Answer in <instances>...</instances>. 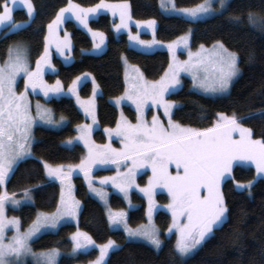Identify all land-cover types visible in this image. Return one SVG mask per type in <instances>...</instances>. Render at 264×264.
I'll return each mask as SVG.
<instances>
[{
    "label": "trees",
    "instance_id": "16d2710c",
    "mask_svg": "<svg viewBox=\"0 0 264 264\" xmlns=\"http://www.w3.org/2000/svg\"><path fill=\"white\" fill-rule=\"evenodd\" d=\"M83 6H91L101 0H72ZM117 2L123 0H103ZM130 4L132 17L136 20L154 19L157 23L156 36L162 41H171L191 31L190 46H210L221 42L238 54L240 76L231 86L230 94L210 97L194 91L191 80L183 78V86L168 95L178 102L173 111V119L181 125L196 129L212 127L220 113L227 116L251 117L241 119L240 123L250 128L253 137L264 139V27L253 26L248 21L251 12L264 17V0H230L226 9L209 18L190 21L179 16L167 15L162 12L159 0H126ZM180 7L197 5L204 0H174ZM35 5V16L23 28L15 33L4 27L0 33V60L7 57V50L15 43L24 42L28 48L32 64L42 54L48 24L55 18L68 0H32ZM13 17L16 23L28 21L26 11L18 7ZM115 20L108 14H100L89 21L93 30L106 35V48L100 54H87L92 47L89 34L79 28L73 21L66 20L64 27L72 41L73 61L63 64L57 56H53L54 73L46 78L49 82L59 79L65 87L83 73H91L98 83L101 93L97 97V115L101 128L113 126L118 119V111L110 99L123 93L125 88L123 74V56L139 66L145 77L154 80L159 78L169 65L170 56L167 51L145 53L129 46L125 33L115 34ZM86 52V53H85ZM82 97L92 93L91 81H85L79 88ZM42 102L48 104L58 115L67 118V124L60 129L37 126L34 129L36 141L32 146L33 156L18 163L4 187L0 186V194H22L31 189L32 204L20 208H9L8 214L19 217L22 228L28 227L39 211L50 212L58 206L60 197L59 181L48 180L43 162L53 165L78 162L85 153L80 144L66 147L63 142L72 138L76 125L85 120L84 114L71 97L51 98ZM124 112L130 119H135V111L128 105ZM98 141L104 136L101 130L94 133ZM109 170H98L103 174ZM145 176L139 177L145 182ZM255 178V169L251 166L237 165L233 176L224 181L222 192L229 208L225 223L220 226L193 255L181 258L175 251V236H166L171 223L170 215L158 211L156 223L161 232L162 246L155 249L143 243L130 241L123 230L112 229L101 203L92 197L81 175H74V190L81 201V211L77 224L61 225L56 232L40 235L32 244L36 250L71 247L69 239L77 228L88 233L96 242L114 240L119 247L112 251L106 264H264V178L254 182L250 193L237 190L235 182L250 181ZM157 198L167 201L165 194ZM132 199L137 207L128 214L129 223L138 225L145 220V199L132 192ZM110 204L114 208L125 206L124 199L115 193L110 195ZM98 249L92 248L75 256L63 255L57 264H82L94 260Z\"/></svg>",
    "mask_w": 264,
    "mask_h": 264
},
{
    "label": "snow or ice",
    "instance_id": "6c2138e0",
    "mask_svg": "<svg viewBox=\"0 0 264 264\" xmlns=\"http://www.w3.org/2000/svg\"><path fill=\"white\" fill-rule=\"evenodd\" d=\"M20 3L26 8V15L31 20L35 16V5L32 0H0V26H6L10 32L15 33L23 28V24L15 22L13 13L15 5ZM220 8L223 9L226 0H219ZM11 4V6H10ZM171 4V11L180 12L190 17L191 20L199 19L201 16L209 15L215 11L212 7V0H204V3L191 9H177L172 0H161V7L166 11ZM102 10L111 11L113 16L119 13L120 23L115 24L116 31L129 27L131 17L128 14V5L97 4L92 8H83L68 0V6L60 9L56 19L48 24L49 35L46 36L44 53L36 61L35 70H31L27 49L22 45L10 46L7 50V59L0 63V186L4 185L11 173L14 172L18 162L26 156H30L31 130L36 122L31 115L32 105L28 99L29 91L35 92L40 89L45 97L65 95L64 89L59 80L54 85H47L43 80V73L50 66L49 46L56 45V50L63 55L65 49L70 50L68 34L60 40L57 32L59 26L66 18L75 17L84 28H88L90 14L100 13ZM248 21L253 26L259 24L264 27V17H258L253 13L248 14ZM155 22H150L152 27ZM88 31L92 30L88 28ZM93 38L100 37V42L95 44L99 49L104 43L103 33H92ZM130 40H139V37L129 36ZM185 39V38H181ZM141 43H144L141 41ZM153 44L157 43L155 40ZM185 46L186 41H185ZM173 46L169 45L171 49ZM203 50V45L201 46ZM238 54L229 51L221 42L213 45V49L207 55L197 53L195 59L190 54V59L181 64L169 65V72L159 81L142 85H132L126 98L135 105L138 113L137 123L132 124L127 120L117 123L116 129H105L111 136L113 132L123 143L122 150L111 148V145L100 151V146L89 142L88 136L91 126L84 125L78 129L82 135L76 140L84 141L88 148V155L82 159L80 164L73 167L68 166V171L63 170L64 166L50 167L45 164L47 178L50 180L59 179L64 185L70 181L71 175L80 171L85 178L91 174L92 168L97 164L112 163L128 167L126 173L115 177H106L101 184H108L112 181L114 187L124 193L127 198L128 190L134 184V175L142 167L150 165L152 177L148 186L140 189L149 198L148 217L151 221L154 201L152 196L158 187L166 188L171 196V203L167 206L172 213V224L168 231H176L177 240L175 251L181 258L189 257L195 250L202 246L218 227L225 223L229 208L221 190V183L232 172L233 166L237 163H248L255 165L258 175H264V139H253V132L250 128L244 127L241 119L251 117H231L223 113L218 115L217 122L204 129L182 126L172 120V109L179 107L174 102L165 101V93L170 92L179 84L178 75L180 72H188L192 76L193 87L199 89L203 94L212 96H223L230 94V87L240 74L238 66ZM26 78L24 91L17 93V78ZM87 76V74H86ZM84 78L77 77L68 92L76 94V86ZM94 82V81H93ZM96 94V90H93ZM78 102L79 98L77 97ZM125 99L121 97L120 100ZM117 100V103H120ZM152 105L163 107L164 115L167 117V125L159 117L153 116L151 122L144 119L142 109ZM36 114L40 121L45 124H63L62 117L59 122L52 119L50 111L43 109L37 103ZM93 118V123H95ZM238 134L239 138H234ZM71 145L73 140L66 142ZM175 165V175L169 171V166ZM92 192L100 197L107 206L106 194L100 189L92 187V180L88 179ZM68 196L65 197L61 191L60 204L57 211L52 215L38 214L36 220L27 231H21V221L13 217L8 219L5 215L7 204L14 208L22 202L9 196L7 192L0 194V264H24V257L31 255L36 264H57L61 253L58 250H51L44 253H34L29 246V241L36 237L42 230L55 229L61 221L75 218L80 208V202L71 196V184H67ZM237 190H250L252 182L248 184L237 183ZM206 192V195L201 190ZM31 189H26L23 196L31 200ZM34 203V202H33ZM127 214L124 212L112 213L109 211L108 220L110 226L119 227L123 225L128 238H140L148 241L156 249H160L162 241L160 233L153 225L150 228L141 227L133 230L128 227ZM14 229V235H6L9 228ZM73 242L72 255H77L83 250L98 247L99 256L93 264H106V258L110 250L118 248L115 241L108 240L106 244L96 245L95 241L86 233L76 232L71 236Z\"/></svg>",
    "mask_w": 264,
    "mask_h": 264
},
{
    "label": "rangeland",
    "instance_id": "374dc122",
    "mask_svg": "<svg viewBox=\"0 0 264 264\" xmlns=\"http://www.w3.org/2000/svg\"><path fill=\"white\" fill-rule=\"evenodd\" d=\"M229 1H230V0H226L225 7H224L223 9H221V8H220L219 0H212V7L215 9V11H214L213 13L209 14V15L201 16L199 19H196V20H191L190 17H187V16L183 15V14L180 13V12L171 11V10H170V9H171V5L168 6L169 10H167V15L179 16V17H182V18L187 19V20H190V21L203 20V19L209 18V17H211V16H213V15H216V14H219V13L223 12V11L226 9V6H227V4H228ZM72 2H73V1H72ZM73 3H74V4H78V3H75V2H73ZM202 3H204V1L201 2V3H199V4H202ZM199 4H197V5H199ZM78 5H80V4H78ZM197 5L190 6V7H180V6H177V5L175 4V6H176L177 9H191V8L196 7ZM10 6H11V4H10ZM66 6H68V3H67ZM80 6L83 7V8H92L91 6H83V5H80ZM18 7H21V8H23V9L26 11L25 6L22 5V4H20L19 2L15 5V9L18 8ZM168 12L171 13V14H169ZM163 13H164V12H163ZM57 14H58V13H57ZM93 15H94V16H93ZM98 15H99V14H98ZM98 15H97V14H90V18H89V20H88V28L91 29V27L89 26V21H90L91 19H93V17L95 18V17H97ZM56 16H57V15H56ZM56 16H55V18H54L53 20L56 19ZM67 19L73 21V22H74L79 28H81V29H83V30L87 29V31H86V30H85V31L89 34V32H88V28H84L83 25H81V24L79 23V21H77V20L75 19V17L70 16L69 18H66V19L64 20L63 24L61 25V28H60V29L58 30V32H57L58 38H59L60 40H63V39L65 38V34H68V39L70 40V43L72 42V41H71L70 34L66 31V29H65V27H64V23H65V21H66ZM113 19H115V18H113ZM53 20H52V21H53ZM147 20H153V21H155L154 19H147ZM29 21H30V19H29V17H28V21H27V22H24V23H18V24H23V25H25V24L28 23ZM155 22H156V21H155ZM50 23H51V22H50ZM119 23H120V19H116V20H115V24H119ZM128 23H129V22H128ZM115 24H114V25H115ZM156 24H157V23H156ZM114 25H113V26H114ZM4 27H6V26H0V33H1V31H2V29H3ZM47 27H48V26H47ZM114 27H115V26H114ZM114 27H113V30H114V32H115L116 35H117V34H121V33H125V34L127 35L128 44H129V46H130L131 48L136 49V50H139V51L146 52L145 50H142V48H141V47H142V46H141V43H139L137 40H130V39H129L128 35L131 34V36H132L133 34H136V31L134 30L135 28H134L132 25L129 24V27H128V28H126V29H121L119 32H116L115 29H114ZM91 30H92V29H91ZM91 32H93V31H91ZM128 33H129V34H128ZM144 33L146 34L145 36H144L143 34L139 33V37L142 38L143 40L150 42L151 45H157V47L159 46V48L162 47V48H165L166 50L169 49V52H168V53H169V55H170V60H169V64H170V65H173V62L175 61V59H178L179 57H180V59H183V55H181L179 51L183 48V45H185V41H186V45H188V42H189V49H188V50H193V49L191 48V46H190L191 31H188V32L182 34L181 36H179V37H177L176 39L171 40V41H162V40H159V39L157 38V36H156V31H155V30H154L153 32H152L151 30H146ZM48 35H49V31H48V28H47L46 36H48ZM89 36L91 37V39H92V41H93V46H92V48H91L90 50L87 51V54H91V53L94 54V55H95V54H98L100 48H99V49H96V48H95V44L99 43L100 40H99V38H97V37H95V39H94V38H93V35H91V34H90ZM181 38H185V39H181ZM142 39H141V40H142ZM154 40H155L157 43L153 44L152 42H153ZM17 44L24 46V47L27 49V52H28L27 45H26L24 42L15 43V44H13L12 46L17 45ZM214 44H215V43H214ZM131 45H132V46H131ZM169 45H172L173 47L170 49V48H169ZM186 47H187V46H186ZM199 47H200V46H199ZM204 48H206V47H204ZM159 50H162V49H159ZM228 50H229V49H228ZM152 51H153V50H152ZM186 51H187V50H186ZM229 51L234 52V51H232V50H229ZM49 52H50V61H51V63H50V66L47 67V69H46V70L44 71V73H43V80H44V82H45L47 85H54V84L56 83V81L59 80V79H56V80H54V81H52V82H49V81L47 80V78H46V75H47V74H49V73H54V71H55V69H54V65H53V62H52V58H53V56H57L58 58H60V59L62 60L63 64H66V65L69 64V63H71V62L73 61V58L71 57V58H72L71 61H70V60H65V59H64L65 57H70V56H72L71 51L65 49L64 52H63V55H61L60 52H58V51L56 50V45H55L54 43L51 44V45L49 46ZM178 52H179V53H178ZM183 52H185V51H183ZM204 52H209V53H210L211 51H200L199 53H201L202 55H205ZM43 53H44V50H43L42 54L38 57V59L43 55ZM85 53H86V52H85ZM147 53H149V52H147ZM185 53H186V52H185ZM234 53H236V52H234ZM190 54H192V53H190ZM196 54H197V53H194V54L191 55L193 59H195ZM188 58H190V56H189ZM6 59H7V57H6L4 60H6ZM28 59H29V55H28ZM38 59H37V60H38ZM123 59H126V60H127V58H126L125 56H123ZM37 60H36V61H37ZM238 60H239V59H238ZM36 61L34 62V64H32L31 61H30V59H29L30 67H31V70H33V71L35 70V67H36ZM127 61H128V60H127ZM187 61H188V60H187ZM0 63H3V61L0 60ZM238 66H239V61H238ZM239 68H240V66H239ZM86 74H87V76H88L89 78H92V80H89V81H91V83H92V93H91L89 96H87V97H82V96L80 95V93H79V88H80V86H81L85 81H84V82H81L80 84H78V85L76 86V94H75V95L72 94V93H69V92H68V88L72 86L73 81H75L77 77L71 82V84H70L68 87H65V86L63 85V83L59 80V81L61 82V85H62L63 89H64V92L66 93L65 95L45 97V96L43 95V92H42L40 89H37L35 92L29 91V93H28V99H29V101L31 102V105H32L31 115L35 118L36 122L34 123V125H33V127H32V130H31V139H30V145H31V147H30V152H31V155H30V156H26V157H24L22 160H24V159H26V158H29V157H32V156H33V153H32V146H33L34 142L36 141V137H35V134H34V129H35V127H37V126H43V127L50 128V129H60V128L64 127V126L67 124V118H66L64 115H58V114H56V113L53 111V109H52L48 104H46L45 102H42L39 98H37V96H40V97L43 98L45 101L48 100V99H51V98L71 97V98L74 99V101H75L77 107L80 109V111L84 114L85 120H84L82 123L76 125V127H75V130H76L75 135H74L72 138H69V139H67V140H65V141L63 142V145L66 146V147H73L75 144H80V145H82V146L84 147V149H85L84 156H83L78 162H76V163H71V164L53 165V164H50V163H48V162H43V166H44L45 164H47V165H49L50 167H53V168H55V167H60V166H64V167H63V170H64L65 172H67V171H68V166H69V165H72L73 167L79 165L80 162H81V160L84 159V158H86L87 155H88V148L85 146L84 141H82V140H76L77 137H79V136L82 135L81 131H79L78 129L82 128L84 125H89V126H91V132H90V135L88 136L89 142L92 143V144H94V145L100 146V149H99L100 151H103L104 147L107 146V145H109V144L111 145V148H113V149H116V150H122L124 146H123V143L121 142V138L117 137V136L115 135V132H113L112 135L110 136L109 133L105 131V129H112V130L116 129V127H117V123H118V122H121L122 120H127L128 122H130V123H132V124L137 123V118H138V116H139L141 113H138V112H137V109H136V105H135L131 100H128V99L126 98V94H127V93L130 91V89H131V83H133V84H135V85H142V84H144V83L151 84V83L157 82V81L161 78V76H160V77L157 78V79L150 80V79H148V78H146V77H145V78H144V77L141 78V77L143 76V75H141V76H132L131 79H129L128 77L126 78V80L124 79V81H125V88H124L123 93L120 94V95L117 96V97H113V98L110 99V102L116 107V109H117V111H118V119H117V122H116L115 125H113V126H107V127L101 128L100 125H99L98 115H97V97L100 95V93H101V89H100L98 83L96 82L94 76H93L91 73L86 72V73H83V74L79 75L78 77L86 76ZM240 74H241V69H240ZM240 74H239L236 78H234L233 83H234L235 80L240 76ZM134 77H135V78H134ZM184 77H186V78H188V79L191 80V88H192L194 91L203 94L199 89L193 87L192 76H191L190 73L185 72ZM25 79H26V78L23 76V74H21V76L17 78V85H16V91H17V93H21V92L24 91ZM135 80H137L136 83H135ZM93 81H94V82H93ZM233 83H232V84H233ZM182 84H183V78H181V82H180V84L178 85V87H177V88L175 87V88L172 89L169 93H171V92H173V91L175 92V91L179 90V89L183 86ZM232 84H231V86H232ZM94 89L96 90V94H95V95L93 94V90H94ZM230 90H231V87H230ZM169 93H168V94H169ZM166 94H167V93H166ZM203 95L210 96V97H219V96H212V95H207V94H203ZM223 96H225V95H223ZM77 97L79 98V102H78ZM121 97H125V99L120 100ZM164 99H165V101H168V102H174L176 105H178V102L169 99L168 96H164ZM117 100H120V103H117ZM37 103H39V104L42 106L43 109H47V110L50 111V114H51V117H52L53 120L59 122V121L61 120V118L63 117V118H64V123H63V124H59V123H57L56 125H50V124H45L44 122L40 121L39 118H38V116H37V114H36V111H35V106H36ZM125 105L130 106V107L135 111V113H136V117H135V119L132 120V119H130V118H128V117L126 116V114H125V112H124V106H125ZM175 108H176V107H175ZM175 108L172 109V113H173V111H174ZM142 114H143L144 119H145L146 121H148V122H151L153 116H157V117H159V119H160L162 122L165 123V126L167 125V117L164 115V109H163V107H157V106H155V105H152V104H151V101L148 102V106H147V107H144V108L142 109ZM220 114H221V113H220ZM223 114H224V113H223ZM218 115H219V114H218ZM224 115H226V114H224ZM226 116H227V115H226ZM229 117H230V116H229ZM93 118H95V121H96L95 123H93ZM217 118H218V116H217ZM172 120H173L174 122H177V121H175V120L173 119V115H172ZM216 122H217V121H216ZM183 126H186V125H183ZM243 126L246 127L245 125H243ZM186 127H190V126H186ZM192 128H193V127H192ZM246 128H248V127H246ZM97 130H101V132H102V134H103V136H104V139H103L102 141H98V140L95 138V136H94V133H95ZM234 138L238 139V138H239L238 134H234ZM253 139H257V138L253 137ZM69 140H73L74 143L71 144V145L67 144L66 142L69 141ZM18 163H19V162H18ZM237 165H240V166H251V167H253V168L255 169V165H253V164H248V163H243V162L235 164V165L233 166V169H234V167L237 166ZM130 166H131V165H128V167H130ZM15 167H16V166H15ZM128 167H125L124 165H121V166H119V168H117V165L112 164V163H107V164H97L96 166H94V167L92 168L91 174H90V176L88 177V179H91V180H92V187H93V188L100 189L101 191H103V192L106 194L105 199L107 200V206H105L104 201L101 200L99 196H97L94 192H92V191L90 190L89 183H88V179L85 178V175H84L83 172H80V171H79V172L73 173V174L71 175L70 181H66L64 185L61 184V182H60L59 179L52 180V181H59V183H60V197H59L58 206H59V204H60L61 191H62V189H63V191H64L65 197H67V196H68V187H67V184L70 183V184H71V196H72V198H74L76 201H79V202H80V208L78 209V211H77V215H76L75 218H70V219H67V220L61 221L60 224H58L57 228H55V229H51V228H50V229H47V230H42L41 233H39L36 237H33L32 240L29 241V246L31 247L32 252L39 254V253H44V252H48V251H51V250L55 249V250H58V251L61 253V255L58 257V260H59V258H60L61 256L65 255V254H66V255H69V256H75V255H72V250H73V246H74V245H73V242H72V240H71V236H72L73 234H75L76 232H78V231L81 232V233H86L85 231H83V230H81V229H79V228H77L72 234H70L69 239H70V241H71V247H70L68 250H63V249H60V248H51V249H47V250H36L35 248H33V244H32V242H33L36 238H38L40 235H42V234H44V233L56 232V231L59 229V227H60L61 225L68 224V223H74V224H77L78 219H79V214H80V211H81V206H82L81 201L76 197V195H75V190H74L73 176H74V175H77V174L82 176V178H83V180H84V182H85V184H86V186H87V189H88L89 194H90L92 197H94L95 199H97V200L101 203V205L103 206V208H104V210H105V212H106L107 217H108V213H109V211H111L112 213L124 212V213L127 214V216H126V220H127L128 227H130V228L133 229V230L140 229L142 226H143V227H146V228H150V227H152V226L154 225L155 228H157V229L159 230V233H160L159 238H160L161 241H162V238H161V232H160V229H159V227H158V225H157V223H156L155 215H156V213H157L158 211H165V212H167V213L170 215V217H171V223H170V226H171V224H172V213H171V210L167 207V206L171 203V196L169 195V193H168V191H167L166 188L158 187V188H156V189L154 190V193H153V196H152V200L154 201V207H153L152 217H151V221H150V220H149V217H148L149 198H148L147 195H145V193H143V192L140 191V189H142V188H146V187L148 186L149 179H150V177H152V175H153V173H152V169H151V166H150V165H147V166H144V167L140 168V169L135 173V175H134V184H133V186L128 190L127 198H125L124 193L120 192L118 188H116V187L113 186L111 180H109L108 184H101V183H100V181H102V180H103L104 178H106V177H115V176H117V175H118V172H119L120 174L126 173V172L128 171ZM233 169H232L231 174H230L229 176H227V177L224 179V181L227 180V179H229V178H231V177L233 176ZM44 170H45V167H44ZM98 170H109V171H106V172H104L103 174H96V172H97ZM169 171H170L173 175H175V171H176V170H175V165H174V164H172V165L169 166ZM143 174L146 175V176H145V182H141L140 179H139V177H140L141 175H143ZM10 175H11V174H10ZM45 175H46V177H47L46 170H45ZM262 178H264V175H258L257 172H256V169H255V178H254L253 180L245 181V182H238V181H237V182H235V185H236L237 183H240V184H248L249 182H252V186H253V184H254L255 181H257L258 179H262ZM47 179H48V178H47ZM224 181H222V183H221V190H222V185H223ZM5 183H6V182H5ZM4 185H5V184H4ZM4 185H2V186L4 187ZM251 188H252V187H251ZM201 191H202L203 194L206 195V192H205L203 189H202ZM240 191H247L248 193H250L251 189H250V190H240ZM132 192H136V193L140 194V195L145 199V202H146L145 220H144L143 222L139 223L138 225H135V226H132V225L129 223V220H128V214H129V211L137 207L136 203H135V202L133 201V199H132ZM112 193H115V194H117V195H120V196L124 199V201H125V206H124V207H122V208H117V209H116V208H114V207L111 206V204H110V195H111ZM158 194H165V195L167 196V201H164V202H163V201L159 200V199L157 198V195H158ZM30 195H31V200H28V199H26V198L23 196V193H22V194H19V195H16V194H15V195H14V196H15V199L20 200V201L22 202L19 206L15 207V209L20 208V207H22L23 205L32 204V203H33V196H32L31 193H30ZM9 196H13V195H9ZM58 206H57V207H58ZM57 207L55 208V210L50 211V212L39 211V212L37 213V215H38V214H45V215H52V214H55L56 211H57ZM9 208H14V207H13L10 203L6 205V209H5V215H6V217H7L8 219H12L13 217L19 219V217L15 216V215H9V214H8V209H9ZM37 215H36L34 221L36 220ZM226 219H227V217H226ZM19 220H20V219H19ZM34 221H33V222H34ZM225 221H226V220H225ZM33 222H32V223H33ZM32 223H31L28 227H26V228H22V227H21V231H27L28 228L32 225ZM170 226H169V227H170ZM110 227H111L112 229H120V230H123V231H124L123 225H120L119 227H115V226H110ZM169 227H168V229H169ZM218 228H219V227H218ZM168 229H167V231H166V236L169 237V236H171V235L173 234V235L175 236V244H176V240H177V234H176V231L173 230V231L170 233V232L168 231ZM124 232H125V231H124ZM86 234H87L88 236H90L88 233H86ZM125 234H126V236H127V239L130 240V241L143 242V243H146V244L152 246V245H151L148 241H146V240H143V239H140V238H128V235H127L126 232H125ZM6 235H7L8 237H11L12 235H14V229H12V228L10 227L9 230L7 231ZM90 237H91V236H90ZM91 238H92V237H91ZM93 240H94V239H93ZM94 241H95V240H94ZM112 241H114V240H112ZM107 242H108V241L99 243V242H96V241H95L96 245H103V244H106ZM115 243H116V245L119 246V244H118L116 241H115ZM152 247L155 248L154 246H152ZM200 247H201V246H200ZM200 247H199V248H200ZM93 248L98 249V247H93ZM199 248H198V249H199ZM90 249H92V248H90ZM90 249H88V250H90ZM116 249H117V248H114V249L110 250L109 254H110L112 251L116 250ZM155 249H156V248H155ZM198 249H197V250H198ZM197 250H195L191 255H193ZM81 252H84V251L82 250ZM98 252H99V249H98ZM191 255H190V256H191ZM98 256H99V253H98ZM98 256H97L94 260H91V261H89V262H87V263H82V264H93V262L98 258ZM23 259H24V264H36V260H35L31 255L26 256V257H24ZM107 259H108V257L106 258V261H107ZM57 263H58V262H57Z\"/></svg>",
    "mask_w": 264,
    "mask_h": 264
},
{
    "label": "crops",
    "instance_id": "0c3cea01",
    "mask_svg": "<svg viewBox=\"0 0 264 264\" xmlns=\"http://www.w3.org/2000/svg\"><path fill=\"white\" fill-rule=\"evenodd\" d=\"M74 2V1H73ZM72 2V3H73ZM172 2L175 4V1L174 0H172ZM101 3V1L100 2H98V3H96L95 5H91V7H95L97 4H100ZM103 3H105V4H109V5H123V4H127L128 5V14H129V16L131 17V19L129 20V24L130 25H132L135 29V31H136V34H133L132 36L133 37H136V36H138L139 37V33H141V34H143L144 36L146 35L144 32L146 31V30H151L152 32L155 30L156 31V29H157V24H156V22L155 21H153V20H136V19H134L133 17H132V13H131V8H130V4H129V2L128 1H126V0H123V1H117V2H108V1H103ZM159 5H160V8H161V10H162V12H164L165 14H167V11L165 10V9H163L162 7H161V0H159ZM171 4H169L168 6H170ZM65 7H67L66 5L63 7V8H65ZM62 9V8H61ZM59 12H60V10H59ZM58 12V13H59ZM103 13H105V14H108V15H110L112 18H115L114 20H116V19H119V13L117 12V14H116V16H113V14H112V12L111 11H108V10H102L100 13H97V15L99 14H103ZM169 13V12H168ZM169 14H171V13H169ZM94 16V15H93ZM94 18V17H93ZM68 20V19H67ZM52 22V21H51ZM150 22H155L154 24H153V26L152 27H149L148 25H149V23ZM50 24V23H49ZM63 24V23H62ZM61 24V25H62ZM115 24V23H114ZM61 25L59 26V29L61 28ZM114 27V26H113ZM48 28V27H47ZM114 29H115V31H116V28L114 27ZM86 31H87V29H85ZM92 31L93 32H95V33H103V32H101V31H97V30H93L92 29ZM89 32V31H88ZM93 32H89V35L91 34L92 35V33ZM117 32V31H116ZM129 34V33H128ZM131 35V34H130ZM130 35H128V37L130 36ZM103 36H104V43L101 45V47H100V50H99V52H98V54H100V53H102L104 50H105V48H106V41H107V39H106V35H105V33H103ZM97 38H99V40H100V37L99 36H96ZM142 38H140L139 37V40H137L139 43H141V41L142 42H144V43H141V48H142V50H145L146 52L145 53H147V52H149V53H152V52H155V51H167V52H169V49L168 50H166L165 48H162V47H160L159 48V46L157 47V45H151L150 44V42H148V41H145V40H141ZM93 42V41H92ZM215 44H217V43H215ZM215 44H212V45H210V46H203V50L201 49V46L200 47H198V48H196V49H193V50H188L189 49V42H188V45H187V47L185 46V45H183V48L179 51L180 52V54L181 55H183V59H180V57L178 58V59H175V61L173 62V65H176V64H181V63H183V62H185V61H187V60H189L190 58H188L189 56H190V53H192V54H194V53H199L200 51H212V49H213V45H215ZM70 45H71V48H70V51H71V54H72V42L70 43ZM92 46H93V43H92ZM132 46V45H131ZM204 47H206V48H204ZM92 48V47H91ZM159 49H162V50H159ZM153 50V51H152ZM187 50V51H186ZM183 51H185V52H183ZM143 52V51H142ZM178 52V53H179ZM205 53V55H207L209 52H204ZM92 54V53H91ZM191 54V55H192ZM170 56V55H169ZM73 58V56H70V57H65L64 59L65 60H72V58ZM170 65V64H169ZM169 65H168V67L166 68V70L164 71V73L161 75V78L162 77H164V75H165V73L166 72H169L170 70H169ZM123 74H124V79L126 80V78L128 77L129 79H131V77L132 76H141V75H143L141 78H145V75H144V73H143V71H142V69L139 67V66H137V65H135V64H132V63H130L129 61H127L126 59H123ZM184 74H185V72H180L179 73V75H178V80H179V84H180V82H181V78H186V77H184ZM82 78H84L83 80H82V82H84V81H89V80H92V78H89L88 76H83ZM135 78V77H134ZM160 78V79H161ZM159 79V80H160ZM158 80V81H159ZM137 82V80H135V83ZM178 84V85H179ZM132 85H134L133 83H131V86ZM178 85H176L175 87L177 88L178 87ZM174 92V91H173ZM169 93V92H168ZM166 94L165 93V96H168L169 94ZM172 93V92H171ZM183 126V125H182ZM76 172H79V171H76ZM76 172H74V173H76ZM48 180H50V179H48ZM54 180H56V179H54ZM171 218V217H170Z\"/></svg>",
    "mask_w": 264,
    "mask_h": 264
}]
</instances>
